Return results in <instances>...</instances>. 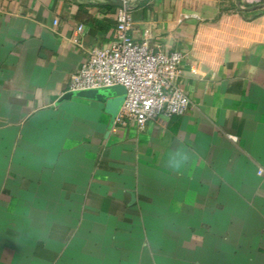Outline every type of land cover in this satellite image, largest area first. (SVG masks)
I'll return each instance as SVG.
<instances>
[{
	"label": "crops",
	"instance_id": "obj_1",
	"mask_svg": "<svg viewBox=\"0 0 264 264\" xmlns=\"http://www.w3.org/2000/svg\"><path fill=\"white\" fill-rule=\"evenodd\" d=\"M106 1L0 0V264H264V1L127 0L185 55L190 110L144 128L64 100Z\"/></svg>",
	"mask_w": 264,
	"mask_h": 264
},
{
	"label": "built area",
	"instance_id": "obj_2",
	"mask_svg": "<svg viewBox=\"0 0 264 264\" xmlns=\"http://www.w3.org/2000/svg\"><path fill=\"white\" fill-rule=\"evenodd\" d=\"M117 12L115 42L108 48H94L70 81V91L80 92L122 86L126 100L117 119L140 128L153 120L183 116L191 101L177 85L185 55L156 50L149 41L136 42L132 36L133 17L127 0ZM260 3L264 0H248ZM55 25L58 21L54 22ZM84 26L78 28L83 33ZM79 43L78 37L74 39ZM263 171H260V175Z\"/></svg>",
	"mask_w": 264,
	"mask_h": 264
},
{
	"label": "water",
	"instance_id": "obj_3",
	"mask_svg": "<svg viewBox=\"0 0 264 264\" xmlns=\"http://www.w3.org/2000/svg\"><path fill=\"white\" fill-rule=\"evenodd\" d=\"M78 1V0H75ZM106 5H114L117 7H123V2L121 0L116 1H106ZM255 8H250L249 10H254ZM126 89L122 86H115L104 88L100 90H88V91H80V92H70L65 97V99L72 98L74 96L80 97L83 99L90 100H98V101H106L108 98H112L108 101L107 107L112 114L118 116L122 105L126 100Z\"/></svg>",
	"mask_w": 264,
	"mask_h": 264
}]
</instances>
